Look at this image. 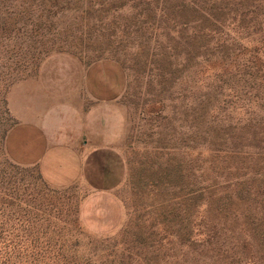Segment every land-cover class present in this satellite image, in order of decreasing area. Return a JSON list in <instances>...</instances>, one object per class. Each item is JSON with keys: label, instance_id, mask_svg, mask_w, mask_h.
<instances>
[{"label": "rangeland", "instance_id": "rangeland-1", "mask_svg": "<svg viewBox=\"0 0 264 264\" xmlns=\"http://www.w3.org/2000/svg\"><path fill=\"white\" fill-rule=\"evenodd\" d=\"M88 10L99 16L97 7ZM81 13L72 9L61 17L78 34L77 39L63 38L68 41L64 52L43 57L38 69L30 68L5 93L0 92V134L15 124L8 106L15 84L38 78L41 68H53L56 63L89 68L102 61L113 62L125 73L126 87L117 101L123 133L115 141L126 163L125 180L110 192H96L81 183L52 188L37 168L8 163L0 146V180L6 182L0 184V231L45 235L34 245L76 251L81 257L73 260L78 264L96 255L100 256L91 264L177 263L169 258L171 252L165 257L164 253L170 249L183 253L188 245L169 236L161 245L157 241L180 233L192 246L199 245L201 221L214 215L217 201L216 193L213 198L209 195L215 188L203 192L214 185L215 165L213 152L201 139L198 78L194 71H186L182 54H154L155 41L140 43L133 32L124 33V24L133 20L138 8L107 11L103 24L80 23L76 18ZM112 31L115 36L109 41ZM107 44L110 50H100ZM142 47H149L150 54H139ZM176 69L179 72L173 75ZM258 179L252 193L261 189V197L250 194L249 202L257 203L253 204L257 207L254 215L260 220L253 233V252L264 264V179ZM2 220L8 224L2 225ZM171 240L174 245L168 244Z\"/></svg>", "mask_w": 264, "mask_h": 264}, {"label": "trees", "instance_id": "trees-1", "mask_svg": "<svg viewBox=\"0 0 264 264\" xmlns=\"http://www.w3.org/2000/svg\"><path fill=\"white\" fill-rule=\"evenodd\" d=\"M88 7H97L99 16ZM127 7L139 13L124 24V33L133 32L140 43L155 41L154 54H182L186 71H194L202 144L214 154V185L203 190L216 189L209 193L211 198L216 193L214 215L202 219L197 246L180 233L157 241L161 245L169 236L188 245L187 251L170 249L164 257L171 252L174 264H261L253 252V233L260 227L257 203L249 197H261V189L252 193V186L264 179V0H0V92L30 68L38 69L43 57L64 52L68 41L63 38H78L61 20L63 13L74 9L82 12L76 18L80 23L103 24L107 11ZM114 36L112 31L107 38ZM100 50L110 49L107 44ZM139 51L150 54L149 47ZM7 133L0 134L5 155ZM44 236L0 231V264H78L76 251L34 245Z\"/></svg>", "mask_w": 264, "mask_h": 264}, {"label": "crops", "instance_id": "crops-1", "mask_svg": "<svg viewBox=\"0 0 264 264\" xmlns=\"http://www.w3.org/2000/svg\"><path fill=\"white\" fill-rule=\"evenodd\" d=\"M125 84L123 69L110 61L89 68L56 63L15 84L8 97L15 120L6 136L9 160L37 168L52 188L118 189L127 172L115 143L123 133L117 101Z\"/></svg>", "mask_w": 264, "mask_h": 264}]
</instances>
